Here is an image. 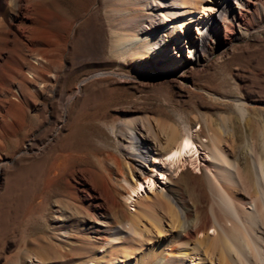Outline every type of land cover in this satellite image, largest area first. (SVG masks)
<instances>
[{"label":"rangeland","instance_id":"1","mask_svg":"<svg viewBox=\"0 0 264 264\" xmlns=\"http://www.w3.org/2000/svg\"><path fill=\"white\" fill-rule=\"evenodd\" d=\"M204 4L212 7L207 19L212 11L219 14L226 43L201 42L197 52L178 29L179 39L166 41L169 59H199L179 69L162 67L175 60L132 52L121 57L115 51L116 37H133L147 25L131 23L146 8L134 0H30L28 18L14 28L4 26L10 35L0 40V264H96L92 259L103 253L99 231L109 221H129L134 208L126 199L125 178L132 181L134 163L124 138L147 119L165 120L197 139L199 166L185 162L178 177L192 198H197L193 175L209 159L203 144L210 142L208 121L220 126L223 117L236 114L233 98L247 101L253 120L264 119L261 13L249 12L250 30L231 15L225 0ZM111 12L123 14L108 19ZM253 123L246 131L253 132ZM238 132L236 149L242 150L241 122ZM144 171L153 174V191L166 189L165 175ZM140 183L133 199L151 194L145 180ZM106 185L113 186L108 192L116 198L114 206ZM150 211L147 215L156 216ZM107 252L105 261H112L114 253Z\"/></svg>","mask_w":264,"mask_h":264},{"label":"bare ground","instance_id":"2","mask_svg":"<svg viewBox=\"0 0 264 264\" xmlns=\"http://www.w3.org/2000/svg\"><path fill=\"white\" fill-rule=\"evenodd\" d=\"M225 1L231 15L250 30L253 29L249 15L251 11L261 13L259 20L264 24V0ZM134 2L146 8L137 16L139 18L133 17L131 23L134 24L135 20L141 24V21L146 20L144 28L149 31L143 28L141 33L133 37H124L122 40L116 37L114 49L121 57L132 52L137 56L150 54L157 61L161 58L176 61V58L169 59L170 50L166 47V41L172 40L173 35L177 39V30L180 28L185 32V39L190 38L188 42L195 45L197 52L201 42L210 47L216 38H220L226 43V39L221 37L226 30L223 29L225 25L222 20L218 19L219 14L212 11L211 18H206L212 7L204 3H216L218 0ZM29 6L30 0H0V40L10 35L4 32L5 25L14 28L22 17L28 18ZM110 14L108 19L118 18L123 13ZM162 41L165 42L163 46L160 45ZM186 59L181 56L174 64L162 63V67L167 69L168 66H175L179 69L190 63H199L197 57L189 56V63ZM66 101L67 98L62 102L64 109ZM232 101L236 114L227 119L223 117L220 126H216L213 119L207 123L210 142L203 144L209 159L199 169L200 173L193 175L197 177L194 180L197 198H192L186 186L178 181L185 162L194 168L199 166L195 146L197 139L192 132L182 133L179 127L165 120L157 119L153 123L147 119L146 125L141 123L140 127L135 126L125 134L124 139L130 143L127 151L133 155L131 159L134 163L129 165L132 181L125 178L126 199L131 200L130 203L133 200L131 205L134 208L131 209L129 221L118 224L112 220L105 223L98 237L103 253L93 258V262L101 264L105 261L104 255L108 250L114 253V259L105 261V264H264V119L257 117L253 120L247 115L246 100L233 98ZM252 121L255 125L254 135L252 131H246ZM240 122L244 127L242 150L236 149ZM257 140L260 144L258 147ZM163 152L167 156L158 158ZM239 157L247 162L245 166ZM145 167L157 176L164 178L165 175L167 186L164 191L152 190L153 174L144 171ZM138 180H145L152 191L151 194L133 199L132 195L142 190ZM111 189L113 186L106 185L107 193ZM109 194L111 206H114L116 198H112V192ZM141 200L148 201V204L143 203L146 205L141 206ZM150 210L156 212V216L147 215ZM145 216L150 221H146ZM144 221L149 226L144 225ZM98 223L103 225L101 221ZM153 228L157 230L159 238L156 242H151ZM167 230L172 232L169 238L162 235ZM161 237L166 239L162 241ZM132 258L134 261H128Z\"/></svg>","mask_w":264,"mask_h":264},{"label":"snow or ice","instance_id":"3","mask_svg":"<svg viewBox=\"0 0 264 264\" xmlns=\"http://www.w3.org/2000/svg\"><path fill=\"white\" fill-rule=\"evenodd\" d=\"M184 143H185V145L187 146V141H185ZM169 158H171V157H169Z\"/></svg>","mask_w":264,"mask_h":264}]
</instances>
